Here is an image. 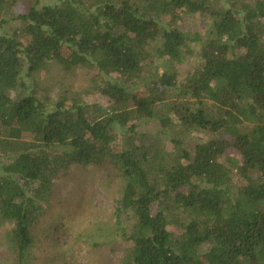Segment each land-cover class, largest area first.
Instances as JSON below:
<instances>
[{
    "label": "trees",
    "instance_id": "obj_1",
    "mask_svg": "<svg viewBox=\"0 0 264 264\" xmlns=\"http://www.w3.org/2000/svg\"><path fill=\"white\" fill-rule=\"evenodd\" d=\"M42 1L0 0V26L22 22L0 32V226L12 223L13 263L30 261L37 226L63 218L47 215L73 168L92 166L119 186L106 242L124 244L117 264H264V0ZM187 15L202 31L181 28ZM80 66L89 87L41 93L46 70ZM152 120L157 131H138ZM199 132L210 137L189 140Z\"/></svg>",
    "mask_w": 264,
    "mask_h": 264
},
{
    "label": "rangeland",
    "instance_id": "obj_2",
    "mask_svg": "<svg viewBox=\"0 0 264 264\" xmlns=\"http://www.w3.org/2000/svg\"><path fill=\"white\" fill-rule=\"evenodd\" d=\"M54 0H43V4ZM222 2L224 0H221ZM21 11V7H17ZM205 21L198 15H187L183 18L181 28L189 31H202ZM22 26V22L11 21L0 26V32H10ZM197 49H195L196 51ZM187 54L178 65L180 77H184L192 68L199 64L195 55ZM39 77L42 80L43 92L50 101H55L63 88L73 92H81L91 84V70L85 66L76 67L72 72L45 71ZM52 75L50 81L45 82L46 75ZM99 100L97 94H93ZM87 98V96H86ZM156 121L152 120L140 124L138 131L155 132L159 129ZM170 133V132H169ZM210 136L204 132L192 133L189 140L200 141ZM227 154L239 159L236 153L229 150ZM64 192L47 215L53 218L56 215L63 217L53 227L41 223L33 233V243L29 248L30 261L27 264H117L121 257L124 244L117 243L115 247H107L113 239L112 225L114 223V207L118 197L119 186L107 179L102 169L92 166L74 167ZM234 182V170L231 173ZM12 223L5 222L0 226V264H14L12 255L7 248V231ZM42 231L46 234H42ZM110 241V243H111ZM96 243L99 245L97 246Z\"/></svg>",
    "mask_w": 264,
    "mask_h": 264
}]
</instances>
